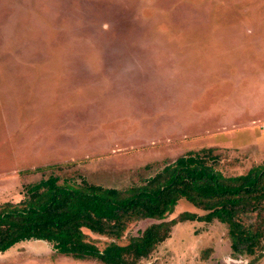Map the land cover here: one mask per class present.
Here are the masks:
<instances>
[{"label":"rangeland","instance_id":"obj_1","mask_svg":"<svg viewBox=\"0 0 264 264\" xmlns=\"http://www.w3.org/2000/svg\"><path fill=\"white\" fill-rule=\"evenodd\" d=\"M206 148L225 176L264 162V0H0V206L49 176L124 190ZM183 212L204 214L166 220ZM248 262L224 224L187 221L140 264ZM0 264L101 263L29 241Z\"/></svg>","mask_w":264,"mask_h":264},{"label":"trees","instance_id":"obj_2","mask_svg":"<svg viewBox=\"0 0 264 264\" xmlns=\"http://www.w3.org/2000/svg\"><path fill=\"white\" fill-rule=\"evenodd\" d=\"M212 148L186 153L164 164L142 184L124 190L49 176L28 185L19 203L0 206V253L27 241L51 244L60 256L101 264H140L187 221H217L227 229L232 258H264V162L245 174L225 176ZM180 200L204 212H183L167 221ZM153 220L126 245H118L129 223ZM84 230L110 242L102 251ZM257 257V259H255Z\"/></svg>","mask_w":264,"mask_h":264},{"label":"crops","instance_id":"obj_3","mask_svg":"<svg viewBox=\"0 0 264 264\" xmlns=\"http://www.w3.org/2000/svg\"><path fill=\"white\" fill-rule=\"evenodd\" d=\"M27 242H29V241H27ZM36 242H39V241H36ZM42 242V241H41ZM16 246V245H15ZM43 247V246H42ZM13 249V247L12 248H10L8 251H6V252H4V253H0V256L1 255H4V254H7L9 251H11ZM27 251H29V250H27Z\"/></svg>","mask_w":264,"mask_h":264}]
</instances>
